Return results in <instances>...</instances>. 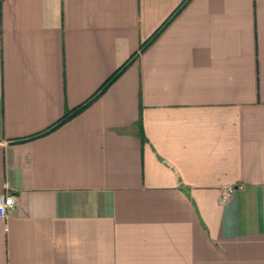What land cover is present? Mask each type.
I'll list each match as a JSON object with an SVG mask.
<instances>
[{"label":"crops","instance_id":"0c3cea01","mask_svg":"<svg viewBox=\"0 0 264 264\" xmlns=\"http://www.w3.org/2000/svg\"><path fill=\"white\" fill-rule=\"evenodd\" d=\"M185 2L0 5V264H264V0H190L22 140Z\"/></svg>","mask_w":264,"mask_h":264},{"label":"trees","instance_id":"16d2710c","mask_svg":"<svg viewBox=\"0 0 264 264\" xmlns=\"http://www.w3.org/2000/svg\"><path fill=\"white\" fill-rule=\"evenodd\" d=\"M4 0H0V5L3 4ZM190 0H186V2L158 29L155 31V33L148 38L142 45L140 46L139 50L131 56L122 66H120L104 83L103 85L97 90V92L90 97L88 100H86L84 103H82L80 106L76 107L73 110L68 111L62 118H60L54 125L50 126L43 132H40L38 134H35L29 138L22 139L23 141L31 140L37 137H41L45 134H49L78 115L82 114L84 111H86L94 102H96L118 79L128 70V68L140 57L142 53H144L164 32V30L171 24V22L177 17V15L182 11V9L186 6V4ZM145 141V138L143 139Z\"/></svg>","mask_w":264,"mask_h":264},{"label":"built area","instance_id":"2783aa9c","mask_svg":"<svg viewBox=\"0 0 264 264\" xmlns=\"http://www.w3.org/2000/svg\"><path fill=\"white\" fill-rule=\"evenodd\" d=\"M243 188V184L232 185L225 188L221 196V202L225 204L236 193V191ZM16 206L17 201L15 196L10 194L0 196V217L7 218L15 211Z\"/></svg>","mask_w":264,"mask_h":264}]
</instances>
